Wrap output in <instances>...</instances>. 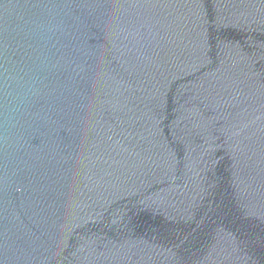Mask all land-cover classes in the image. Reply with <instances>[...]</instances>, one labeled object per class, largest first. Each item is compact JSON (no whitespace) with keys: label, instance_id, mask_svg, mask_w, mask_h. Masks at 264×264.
I'll use <instances>...</instances> for the list:
<instances>
[{"label":"water","instance_id":"1","mask_svg":"<svg viewBox=\"0 0 264 264\" xmlns=\"http://www.w3.org/2000/svg\"><path fill=\"white\" fill-rule=\"evenodd\" d=\"M0 264H264V0H0Z\"/></svg>","mask_w":264,"mask_h":264}]
</instances>
